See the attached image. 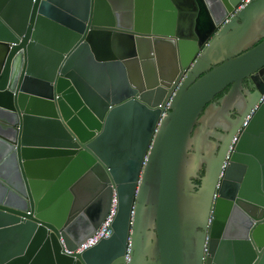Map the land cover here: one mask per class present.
<instances>
[{
	"label": "water",
	"instance_id": "95a60500",
	"mask_svg": "<svg viewBox=\"0 0 264 264\" xmlns=\"http://www.w3.org/2000/svg\"><path fill=\"white\" fill-rule=\"evenodd\" d=\"M241 1L0 0V264H264V0Z\"/></svg>",
	"mask_w": 264,
	"mask_h": 264
},
{
	"label": "flooded vegetation",
	"instance_id": "af4514ba",
	"mask_svg": "<svg viewBox=\"0 0 264 264\" xmlns=\"http://www.w3.org/2000/svg\"><path fill=\"white\" fill-rule=\"evenodd\" d=\"M227 90L228 88L225 91H223L221 94L217 95L214 100L217 101ZM240 94L241 97H243V99L245 100L247 99L246 105H248V103L256 99L257 94H259V91L255 89L254 86L248 82V80H243L241 83ZM244 110H245V106H241L238 109V111L236 112L230 111L227 113L226 117H223L221 118L220 121L216 122L218 127L221 128L223 132H218L217 129H214L213 131L210 132V134L213 137H216L218 140V141H214L212 140V138H210L209 140L211 144L210 148L211 149L213 148L214 150L212 158L215 162L221 163L224 158L223 161V165H224L226 152L231 140L232 130L241 123L242 114ZM202 175H203V169H201L198 173L199 177H202ZM193 183L195 185H199L198 179L194 180Z\"/></svg>",
	"mask_w": 264,
	"mask_h": 264
},
{
	"label": "built area",
	"instance_id": "2783aa9c",
	"mask_svg": "<svg viewBox=\"0 0 264 264\" xmlns=\"http://www.w3.org/2000/svg\"><path fill=\"white\" fill-rule=\"evenodd\" d=\"M248 2H249V0L241 1V3L236 7L234 12L241 10ZM168 106H169V102H167L165 105V108H164L165 112L168 110ZM249 119H250V115H248L245 118L242 126L237 130L236 134L234 135L233 139L231 140V143L229 145V149L227 151V155H226L223 167H225L227 165L228 159L234 150V146H235V144H236V142L240 136V133L243 130V128L246 126V124L248 123ZM114 207H115V202L113 200L112 204H111V208L109 210V213L105 217V219L102 222V224L100 225V227L97 229V231L93 235H91L83 243H81V245L76 249L75 252H83L84 250L95 245L99 240H101L103 238H107L110 235L111 231L109 230V228H110V224L112 222L113 216H114Z\"/></svg>",
	"mask_w": 264,
	"mask_h": 264
}]
</instances>
